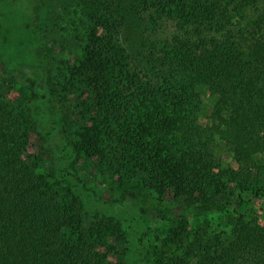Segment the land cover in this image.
Returning a JSON list of instances; mask_svg holds the SVG:
<instances>
[{"label":"trees","instance_id":"obj_1","mask_svg":"<svg viewBox=\"0 0 264 264\" xmlns=\"http://www.w3.org/2000/svg\"><path fill=\"white\" fill-rule=\"evenodd\" d=\"M115 2L82 0L81 13L68 17L67 42L84 57L59 64L58 89L43 97L76 96L83 124L71 157L83 151L160 196L225 211L227 228L218 231L190 230L178 218L167 237L183 250L182 264H264V217L241 208L254 175L264 196V0H133L148 37L141 60L121 43ZM51 11L37 24L39 39ZM202 87L215 97L206 124ZM30 111L0 98V264H122L110 260L106 239L126 243L123 228L102 215L84 225L77 176L65 185L54 167L39 173L25 156ZM219 141L239 169L223 166Z\"/></svg>","mask_w":264,"mask_h":264},{"label":"rangeland","instance_id":"obj_2","mask_svg":"<svg viewBox=\"0 0 264 264\" xmlns=\"http://www.w3.org/2000/svg\"><path fill=\"white\" fill-rule=\"evenodd\" d=\"M81 3L82 0H0V98L31 110L34 123L27 135L25 156L32 154L30 160L37 161V171L50 174L54 167L55 176L64 179L61 181L65 185L69 184L65 178L69 180L70 173L82 182L84 225L92 226L96 215H102L123 228L121 234L126 243L115 237L106 239L110 260L122 258V264H182L179 256L183 250L171 244L167 237L178 218L186 216L190 230L203 227L207 232L218 231L227 228L225 211L199 208L170 195L160 196L136 178L121 179L97 158H87L83 151L72 158V144L77 143L76 132L83 124L76 96L56 94L57 99L51 104L47 97L43 100L52 88L58 89V65H78L84 57L77 41L67 42L73 37L66 29L68 17L81 13ZM132 5L133 0L115 2L120 12L116 14L124 18L121 43L133 59L141 60L144 40L148 37ZM50 8H53V17L49 32L39 39L37 24L41 25ZM168 31L169 27L165 26L159 34ZM202 91L201 122L206 124L215 97L206 88L202 87ZM58 116L62 118L60 121L55 119ZM216 153L223 166L239 169L233 154L221 141ZM257 159L264 165V153ZM261 181L254 175L251 181L245 182L251 189L242 193L241 205L244 210H256L259 218L264 217V196L257 197L255 190ZM239 192L237 189L236 194Z\"/></svg>","mask_w":264,"mask_h":264}]
</instances>
